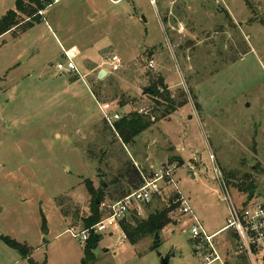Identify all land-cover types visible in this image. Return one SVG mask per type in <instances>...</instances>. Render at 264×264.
Instances as JSON below:
<instances>
[{
	"label": "rangeland",
	"instance_id": "rangeland-1",
	"mask_svg": "<svg viewBox=\"0 0 264 264\" xmlns=\"http://www.w3.org/2000/svg\"><path fill=\"white\" fill-rule=\"evenodd\" d=\"M15 1L0 0V19ZM214 2L49 0L39 21L22 28L23 18L0 37V236L34 249L37 264H81L84 244L68 232L81 223L64 219L54 199L86 216L83 181L98 188L100 179L124 174L128 161L141 174L131 192L163 178L160 194L126 222L180 198L196 221L176 207L156 245L155 235L131 245L119 229L102 233L92 264H160L167 254L174 255L169 264H202L193 225L207 235L227 225L224 187L236 209L247 201L227 185L223 169L254 181L249 206L264 203V0ZM71 47L74 73L64 56ZM110 57L121 60L117 72L104 64ZM100 71L108 75L98 79ZM155 76L186 105L125 146L103 128V113L149 114L154 104L144 90ZM230 234L217 233L214 243L228 264H239ZM0 264L28 262L0 240Z\"/></svg>",
	"mask_w": 264,
	"mask_h": 264
},
{
	"label": "trees",
	"instance_id": "trees-1",
	"mask_svg": "<svg viewBox=\"0 0 264 264\" xmlns=\"http://www.w3.org/2000/svg\"><path fill=\"white\" fill-rule=\"evenodd\" d=\"M48 2L49 0H16L15 10L7 12L6 15L0 19V37L21 26V23L24 21L23 18L28 19V21L22 26V28L30 27L34 22L39 21L41 18V12L44 11ZM260 23L264 27V20ZM144 95L154 104V107L151 108L149 114L140 113L138 111L130 112L127 115L122 116L119 120L113 121L111 125H107L105 122V125L103 126L105 130L113 131V134L116 135L125 146L133 144L135 139L143 132L149 130L156 121L166 119L178 109L186 105V101L177 103L172 99L171 92L160 76L150 78L149 88ZM156 113H160V115L155 119L153 115ZM90 159L94 158L91 157ZM124 169V174L120 173L117 176H114L111 181H108V183H103L100 179L99 181L101 184L98 188H95L93 182L89 179L83 181L86 193L90 198L88 205L89 211L86 216H79L78 210H76V213L73 216L67 208H62L63 203L59 201V198L54 199L56 207L59 208L60 215L64 219L71 217L73 220L76 219L77 222H80L81 231L87 230L96 225L104 216V213L100 210V205L104 202L106 197L109 198L108 201L110 202L121 200L131 194L133 192H131V190L135 188L138 183H141V174L137 171L131 161L124 163ZM223 171L227 185L247 196V201L241 204V209H244L253 199H250L249 194L250 191L255 188L254 181L248 175L240 176V173L237 171L233 172L230 169L226 171L223 169ZM97 176L99 177V175ZM169 203H171V201H169ZM177 205L178 204H172L163 211L154 212L146 219L132 217L130 222H122L120 224V230L123 233L125 240L129 244L135 245L146 237H152L155 233H159L170 223L168 214L175 209ZM42 233H46L45 222H43ZM230 235L232 238L236 239L235 235ZM99 236L100 235L94 234L89 235V238L83 246V258L81 264H92L95 262L93 252L101 240ZM0 240L9 248L17 251L22 258L28 262V264H37L31 257L34 249L27 246V244L17 242L10 237L4 236H0ZM236 259L239 261V264H248L243 254H238ZM41 264H46V260ZM226 264H228L227 261Z\"/></svg>",
	"mask_w": 264,
	"mask_h": 264
},
{
	"label": "built area",
	"instance_id": "built-area-1",
	"mask_svg": "<svg viewBox=\"0 0 264 264\" xmlns=\"http://www.w3.org/2000/svg\"><path fill=\"white\" fill-rule=\"evenodd\" d=\"M57 0H54L56 2ZM214 3L222 2L223 0H214ZM153 6H156V0H150ZM216 3V4H217ZM64 56L68 62L69 71L76 72L77 69L73 64L76 58V50L71 48L64 52ZM152 62L149 67L152 68ZM104 64L110 66V72H117L121 67V60L118 58H108ZM60 71L64 70L61 65L58 66ZM104 120L111 124V121L119 120L118 114L114 113L112 118L103 113ZM165 177H169V172L165 173ZM162 176L156 177L153 181L145 183L140 189L133 191L125 198L114 202H102L100 210L104 213L103 218L94 226L87 230L76 231L74 228L69 229L68 232L75 239H78L80 244H84L89 238L90 234L101 235L108 233L115 229L120 230V224L127 221L131 214L139 213L142 205L148 204L153 196L160 194V187L158 181L162 180ZM223 189V188H222ZM225 197L224 201L229 205V216L227 225L222 231H230L232 235L236 236V250L238 254H243L248 264H264V204H256L254 206H247L244 209L238 210L229 199L228 192L224 187ZM177 212L181 216L192 217L194 221L196 218L188 204L182 199H178ZM221 231V232H222ZM215 235H207L201 226L193 225L191 229V240L195 246V254L203 257L202 264H226L224 256L218 251L214 243Z\"/></svg>",
	"mask_w": 264,
	"mask_h": 264
},
{
	"label": "water",
	"instance_id": "water-1",
	"mask_svg": "<svg viewBox=\"0 0 264 264\" xmlns=\"http://www.w3.org/2000/svg\"><path fill=\"white\" fill-rule=\"evenodd\" d=\"M29 56H24L22 59H21V61H25L27 58H28ZM104 77H106V73L104 72V71H100L99 72V74H98V79H102V78H104ZM148 89H145L144 90V93L147 91ZM253 194H254V191H250V194H249V196H250V199H252L253 198ZM155 240H156V242H155V245H156V243H157V238H158V233H155ZM174 255L173 254H167L166 256H164V257H160V264H169V260L173 257Z\"/></svg>",
	"mask_w": 264,
	"mask_h": 264
},
{
	"label": "crops",
	"instance_id": "crops-1",
	"mask_svg": "<svg viewBox=\"0 0 264 264\" xmlns=\"http://www.w3.org/2000/svg\"><path fill=\"white\" fill-rule=\"evenodd\" d=\"M117 1H121V0H117ZM44 12V11H43ZM43 14V13H42ZM71 48H75V47H71ZM71 48H69V49H71ZM69 49H67V50H69ZM66 51V50H65ZM110 58H113V57H110ZM118 59H120V58H118ZM65 69V68H64ZM77 69V68H76ZM66 71V70H65ZM72 72V71H71ZM71 72H69V73H71ZM105 72V71H104ZM68 73V72H67ZM66 73V74H67ZM68 73V74H69ZM72 73H74V72H72ZM106 73V76L108 75V73L107 72H105ZM64 75H65V73H63ZM88 75V74H87ZM86 75V76H87ZM86 76H83V77H86ZM83 77H81L80 78V80L81 81H83V83H84V85H85V87L87 88V90H89L90 91V89L88 88V86H87V84L85 83V80H84V78ZM61 217V216H60ZM63 219V218H62ZM115 230H118V229H115ZM221 230H223V228L222 229H220V230H218V231H216V232H214L212 235H215V234H217V233H219V232H221ZM125 238V237H124Z\"/></svg>",
	"mask_w": 264,
	"mask_h": 264
}]
</instances>
